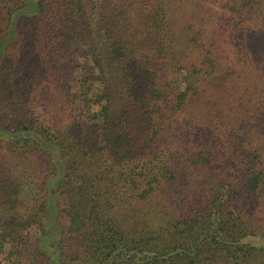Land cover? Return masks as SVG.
Returning <instances> with one entry per match:
<instances>
[{"label":"trees","instance_id":"16d2710c","mask_svg":"<svg viewBox=\"0 0 264 264\" xmlns=\"http://www.w3.org/2000/svg\"><path fill=\"white\" fill-rule=\"evenodd\" d=\"M0 264H264V0H0Z\"/></svg>","mask_w":264,"mask_h":264},{"label":"rangeland","instance_id":"374dc122","mask_svg":"<svg viewBox=\"0 0 264 264\" xmlns=\"http://www.w3.org/2000/svg\"><path fill=\"white\" fill-rule=\"evenodd\" d=\"M98 107L97 106H94L93 109L96 110Z\"/></svg>","mask_w":264,"mask_h":264}]
</instances>
